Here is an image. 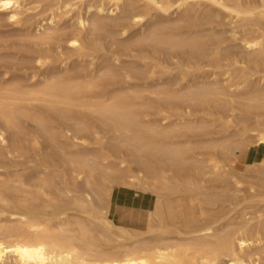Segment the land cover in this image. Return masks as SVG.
I'll return each mask as SVG.
<instances>
[{
    "label": "bare ground",
    "instance_id": "6f19581e",
    "mask_svg": "<svg viewBox=\"0 0 264 264\" xmlns=\"http://www.w3.org/2000/svg\"><path fill=\"white\" fill-rule=\"evenodd\" d=\"M35 1L0 40V264H264V0Z\"/></svg>",
    "mask_w": 264,
    "mask_h": 264
},
{
    "label": "rangeland",
    "instance_id": "374dc122",
    "mask_svg": "<svg viewBox=\"0 0 264 264\" xmlns=\"http://www.w3.org/2000/svg\"><path fill=\"white\" fill-rule=\"evenodd\" d=\"M22 5V21L21 23L15 24L11 21L0 17V40H2V44L4 45V48L2 50H8L9 52H14L13 46L18 45L19 43H22V39L38 30V25L45 24V22H49L47 19V16L49 14V9H56L57 6L51 5L48 6L46 10H44L41 6L43 4H39L35 0H20ZM88 6L87 4H83L81 6L82 15L84 18L86 16H100L103 18H107L111 15H114V13H111V7L109 5H105L104 11H96L94 8L89 9V13H87ZM56 14V23L55 27L57 29H61L63 31H68L72 28H75L77 25V16H78V10L77 7H74L73 11H69L67 13L64 12V9H58L55 12ZM174 14L170 16V18H174ZM156 20H163L160 15H156ZM220 25L217 27L219 30L223 31V35L227 38V44L231 50L239 51V41H232L230 40V31L232 24L228 23V17H222L220 19ZM166 78V76L164 77ZM241 190L239 193H237L239 197V203L235 205L234 211L232 213L240 214L241 211H246L247 215L245 217H249L254 215L253 210H255L256 206L254 202H250L249 199V192L251 190L247 189V184L244 183L243 185H240ZM135 192H142L139 190H135ZM147 195H151L149 191L145 192ZM245 197V199H242V197ZM249 205H251L249 207ZM116 222V221H115ZM264 245V244H263Z\"/></svg>",
    "mask_w": 264,
    "mask_h": 264
}]
</instances>
